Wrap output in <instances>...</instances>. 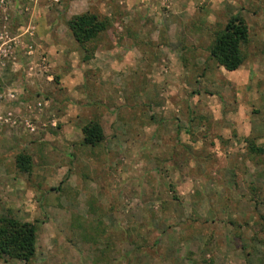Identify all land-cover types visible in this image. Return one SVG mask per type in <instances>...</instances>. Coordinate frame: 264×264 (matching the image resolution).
Instances as JSON below:
<instances>
[{
	"label": "rangeland",
	"instance_id": "1",
	"mask_svg": "<svg viewBox=\"0 0 264 264\" xmlns=\"http://www.w3.org/2000/svg\"><path fill=\"white\" fill-rule=\"evenodd\" d=\"M86 11L108 27L81 45L66 23ZM235 14L227 71L207 47ZM63 171L59 191L36 177ZM5 216L36 224L29 264H264V0H0Z\"/></svg>",
	"mask_w": 264,
	"mask_h": 264
},
{
	"label": "trees",
	"instance_id": "2",
	"mask_svg": "<svg viewBox=\"0 0 264 264\" xmlns=\"http://www.w3.org/2000/svg\"><path fill=\"white\" fill-rule=\"evenodd\" d=\"M74 40L84 45L108 27V21L98 13L86 11L72 16L66 23ZM247 28L239 14L228 18L207 47L208 58L214 59L227 71L239 68L245 60ZM105 140L97 122H89L81 128V144L95 147ZM16 166L22 172L30 171V159L19 154ZM36 224L21 222L11 217H0V260L4 258L29 264L35 257Z\"/></svg>",
	"mask_w": 264,
	"mask_h": 264
},
{
	"label": "crops",
	"instance_id": "3",
	"mask_svg": "<svg viewBox=\"0 0 264 264\" xmlns=\"http://www.w3.org/2000/svg\"><path fill=\"white\" fill-rule=\"evenodd\" d=\"M102 50V51H101ZM104 50L103 49H100V51H98V50H96L93 54H95L96 55V52H99V54H100V56H104L105 55V51L103 52ZM100 52H102V53H100ZM96 64H97V61L95 62ZM80 131V130H79ZM73 138H71V135L70 134H66V135H64V139L65 140H67V143H68V141H69V139H71V142H74V140L75 141H77L79 138H80V134H79V138L76 140V138H75V132H73ZM61 174V177H62V179L63 180H61V179H59V181H58V183H57V185L56 186H50V183H51V179H53V176L52 177H50V175L48 174H45V172H38V175L36 174V177H37V180H38V182L40 183V184H42L43 186H44V188H45V190H47V188L46 187H48V188H51V189H55V188H57L58 187V190L56 189V191H59L60 189H59V183L61 184V182L63 183V182H71V179L73 178L74 179V177H70L69 179L67 178L68 176H67V174H66V172H61L60 173ZM72 179V182L73 181H75V179L73 180ZM47 183H49V186H48V184ZM22 185V184H21ZM22 187V186H21ZM24 192L25 191H23L22 193L21 192H18L19 194H24ZM56 193V192H55ZM25 194H38V192L37 191H34V189L33 188H31V189H28L26 192H25ZM41 194H49V192H47V191H41ZM59 194V193H58ZM21 222H28V221H21Z\"/></svg>",
	"mask_w": 264,
	"mask_h": 264
}]
</instances>
